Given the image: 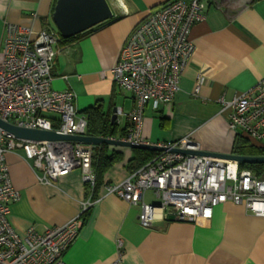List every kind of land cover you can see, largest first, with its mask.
Here are the masks:
<instances>
[{
	"label": "crops",
	"instance_id": "obj_1",
	"mask_svg": "<svg viewBox=\"0 0 264 264\" xmlns=\"http://www.w3.org/2000/svg\"><path fill=\"white\" fill-rule=\"evenodd\" d=\"M106 1L112 19L59 45L51 68L52 90L72 91L75 110L84 117L89 108L109 119L117 108L130 112L133 97L113 84L110 68L132 29L168 0ZM200 1L203 20L190 29L195 51L179 90L170 104L158 110L145 108L141 137L149 144H165L189 136L202 152L232 154L240 134L228 130L227 112L220 114L218 100L230 101L264 79V0ZM52 5L53 0H0V48L5 22L33 31H56ZM114 123L117 135L105 139H121L124 118ZM108 150L120 153L121 161L106 171L92 198L78 170L52 185H41L20 152L8 153L11 185L20 194L9 211L14 232L22 236L30 227L42 231L63 225L90 198L94 203L82 216L64 264H264V218L229 202L214 207L211 219L199 223L167 218L141 227L138 207L105 190L131 174L126 166L132 150L113 146ZM144 202L159 203L151 192L145 193Z\"/></svg>",
	"mask_w": 264,
	"mask_h": 264
},
{
	"label": "built area",
	"instance_id": "obj_2",
	"mask_svg": "<svg viewBox=\"0 0 264 264\" xmlns=\"http://www.w3.org/2000/svg\"><path fill=\"white\" fill-rule=\"evenodd\" d=\"M200 0H168L149 12L130 32L116 63L110 68L113 84L133 97V106L124 114L126 134L120 140L149 144L141 137L143 113L170 104L179 90V80L193 57L189 40L191 27L203 20ZM57 31L4 23L0 48V120L17 128L55 132L63 136H84L86 119L74 107L70 90L51 88V68L59 51ZM197 83L195 92H198ZM220 114L227 112V128L264 146V79L230 101L218 100ZM164 148L121 183L105 186L106 194L138 207V222L147 228L155 219L199 223L211 219L213 208L224 204L242 206L247 214L264 218V179L238 164L217 158L182 155L198 152L189 138L155 144ZM93 147L81 143L32 142L15 139L0 129V264H64L63 256L75 241L83 214L93 205L81 202L76 217L63 225L37 231L28 228L20 236L9 223L11 205L20 194L10 181L6 155L20 152L41 185H52L74 170L91 190ZM151 192L158 205L144 202ZM122 247L120 240L116 248Z\"/></svg>",
	"mask_w": 264,
	"mask_h": 264
},
{
	"label": "water",
	"instance_id": "obj_3",
	"mask_svg": "<svg viewBox=\"0 0 264 264\" xmlns=\"http://www.w3.org/2000/svg\"><path fill=\"white\" fill-rule=\"evenodd\" d=\"M113 17L111 8L106 0H56L53 7L51 21L61 39L67 40L83 34L92 28L110 21ZM116 121L115 111L110 117V123ZM0 129L12 135L15 139L32 142L66 141L81 143L83 145L129 148L131 150H146L150 152H162L164 148L155 144H134L121 140L95 138L88 136H63L55 132L40 130H28L17 128L0 120ZM182 155L217 158L229 160L237 164H264V157H240L233 154H214L209 152H191L173 150ZM173 219V218H172ZM174 220V219H173Z\"/></svg>",
	"mask_w": 264,
	"mask_h": 264
},
{
	"label": "trees",
	"instance_id": "obj_4",
	"mask_svg": "<svg viewBox=\"0 0 264 264\" xmlns=\"http://www.w3.org/2000/svg\"><path fill=\"white\" fill-rule=\"evenodd\" d=\"M55 2L56 0H53L52 11ZM80 35L67 40L60 38L58 43L59 45H64ZM84 114L86 119V136L95 138H114L117 135L116 125L115 123H110V119L107 115L100 113L96 108H89L84 111ZM125 134L126 129L122 131L120 138H123ZM231 153L240 157H264V146L253 144L247 138L236 135ZM156 154L155 152L146 150H132V156L126 169L132 173L148 163ZM119 161H121V154L115 151H109L108 146L99 145L93 148L91 170L95 175V185L92 190L86 186L87 194H90L91 198L95 197L97 189L102 185L103 176L106 171ZM238 169L248 170L255 177L264 179V164H238Z\"/></svg>",
	"mask_w": 264,
	"mask_h": 264
}]
</instances>
